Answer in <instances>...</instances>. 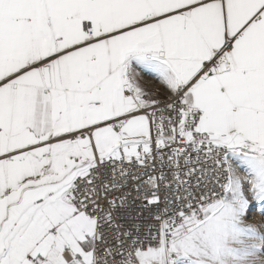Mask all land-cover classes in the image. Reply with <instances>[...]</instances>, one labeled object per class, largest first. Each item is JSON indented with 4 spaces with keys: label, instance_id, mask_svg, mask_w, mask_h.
Returning a JSON list of instances; mask_svg holds the SVG:
<instances>
[{
    "label": "snow or ice",
    "instance_id": "snow-or-ice-1",
    "mask_svg": "<svg viewBox=\"0 0 264 264\" xmlns=\"http://www.w3.org/2000/svg\"><path fill=\"white\" fill-rule=\"evenodd\" d=\"M0 264H264V0H0Z\"/></svg>",
    "mask_w": 264,
    "mask_h": 264
},
{
    "label": "crops",
    "instance_id": "crops-1",
    "mask_svg": "<svg viewBox=\"0 0 264 264\" xmlns=\"http://www.w3.org/2000/svg\"><path fill=\"white\" fill-rule=\"evenodd\" d=\"M156 87H159V85H155Z\"/></svg>",
    "mask_w": 264,
    "mask_h": 264
},
{
    "label": "rangeland",
    "instance_id": "rangeland-1",
    "mask_svg": "<svg viewBox=\"0 0 264 264\" xmlns=\"http://www.w3.org/2000/svg\"><path fill=\"white\" fill-rule=\"evenodd\" d=\"M155 86V85H154Z\"/></svg>",
    "mask_w": 264,
    "mask_h": 264
}]
</instances>
